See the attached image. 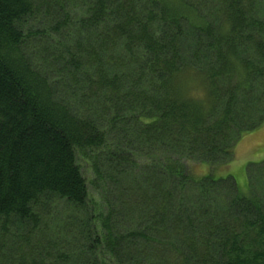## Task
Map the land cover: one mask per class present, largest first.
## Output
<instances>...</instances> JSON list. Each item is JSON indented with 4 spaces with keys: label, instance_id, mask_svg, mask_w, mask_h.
<instances>
[{
    "label": "trees",
    "instance_id": "obj_1",
    "mask_svg": "<svg viewBox=\"0 0 264 264\" xmlns=\"http://www.w3.org/2000/svg\"><path fill=\"white\" fill-rule=\"evenodd\" d=\"M263 125L262 0H0V264H264Z\"/></svg>",
    "mask_w": 264,
    "mask_h": 264
},
{
    "label": "rangeland",
    "instance_id": "obj_2",
    "mask_svg": "<svg viewBox=\"0 0 264 264\" xmlns=\"http://www.w3.org/2000/svg\"><path fill=\"white\" fill-rule=\"evenodd\" d=\"M262 3L264 5V0H262ZM193 43L194 40L190 33L182 46V53L184 56L187 57L188 54H191ZM146 154L147 151L141 154V156L145 157ZM78 164L89 183L90 190L93 191V187L90 183L94 177L90 165L81 158H78ZM191 166L194 172L197 173L195 175L198 177L206 176L207 168L199 165ZM215 175L217 177L234 176L238 186L244 191H249L248 178L249 175H251V187L264 200V125L253 132L247 133L239 141L235 149V158L233 162L229 166L221 167V169L215 171ZM227 185H232L231 180L217 189L216 196L220 197V199L227 194L225 193ZM96 198L98 197L96 196ZM38 205H40L37 211L38 214L41 217H43V215L46 216L47 223L50 226L54 224L58 228L59 226L69 223L65 214L70 210V206L67 205L65 201L56 198H48L47 200L41 201ZM20 228L26 229V227ZM13 234H16V232H13Z\"/></svg>",
    "mask_w": 264,
    "mask_h": 264
}]
</instances>
